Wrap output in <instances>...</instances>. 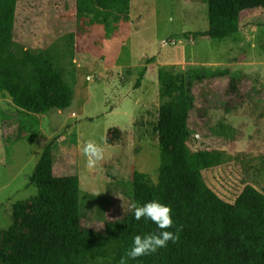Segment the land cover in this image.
<instances>
[{"label": "rangeland", "instance_id": "1", "mask_svg": "<svg viewBox=\"0 0 264 264\" xmlns=\"http://www.w3.org/2000/svg\"><path fill=\"white\" fill-rule=\"evenodd\" d=\"M237 6L240 15L229 22L215 0H130L129 18L110 34L94 23L76 36L77 83L68 106L20 112L0 94V107L14 123L19 115L38 121L36 127H22L9 150L0 126V247L11 250L10 234L28 232L20 217L12 215L16 201L30 212L40 209L36 186L27 182L50 140L53 173L79 178L82 224L103 230L107 221L126 223L134 203L132 170L147 173L153 182L159 176L155 124L157 110L168 97L160 93L158 70L240 69L264 85V0H237ZM74 20L73 0H18L15 40L27 47L47 46L72 29ZM215 27L219 31L194 34ZM143 66L144 75L135 86ZM209 113L212 123L221 119L236 130L228 137L206 135L192 116L191 147L228 154L227 160L201 169L206 184L228 202L245 183L264 193V115L257 116L251 102L227 112L211 108ZM89 140L106 150L105 160L92 169L82 154Z\"/></svg>", "mask_w": 264, "mask_h": 264}, {"label": "trees", "instance_id": "2", "mask_svg": "<svg viewBox=\"0 0 264 264\" xmlns=\"http://www.w3.org/2000/svg\"><path fill=\"white\" fill-rule=\"evenodd\" d=\"M215 1L225 19H238L237 0ZM17 3L0 0V94L20 112L66 107L77 83L76 36L94 23L110 34L117 23L129 18L130 0H73V28L44 47H27L15 40ZM214 31L219 30L194 34ZM145 69H139L135 86ZM157 76L161 95L168 97L157 110L155 124L160 135L159 176L153 182L147 173L132 170L133 200L137 205L154 200L170 205L175 224L183 230L178 242L169 241L155 253L128 258L127 264H264V193L245 183L233 202L220 198L206 184L201 169L227 160L228 154L191 147L192 116L203 134L224 137L233 135L235 127L221 119L212 123L209 109L227 112L251 102L257 116H263L261 79L240 69L208 67L183 72L160 69ZM0 114L6 150L21 137L22 127L38 124L22 115L14 123L1 107ZM52 143L44 145L27 182L36 186L40 209L30 212L23 202L13 204L12 215L20 217L28 232L10 234L12 247L8 251L0 247V264H120L136 235L161 231L151 220L137 221L133 210L126 223L107 221L103 230L83 225L79 178L53 173Z\"/></svg>", "mask_w": 264, "mask_h": 264}, {"label": "clouds", "instance_id": "3", "mask_svg": "<svg viewBox=\"0 0 264 264\" xmlns=\"http://www.w3.org/2000/svg\"><path fill=\"white\" fill-rule=\"evenodd\" d=\"M82 154L86 157V164L89 169L95 168L106 158L105 148L93 140H89L83 145ZM98 194L97 192L93 195ZM130 208L134 211V217L137 221L142 218L151 220L161 231L145 236L136 235L133 240V246L125 257H121L120 264H127L128 258L136 259L155 253L158 249L167 247L169 241L172 243L178 242L183 226L175 224L170 205L154 200L143 205L133 203ZM170 228H175V232L167 230Z\"/></svg>", "mask_w": 264, "mask_h": 264}]
</instances>
